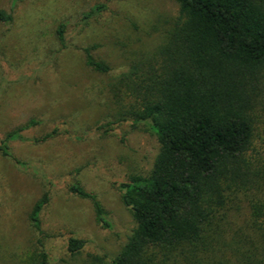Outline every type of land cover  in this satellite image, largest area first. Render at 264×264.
Here are the masks:
<instances>
[{"label": "trees", "instance_id": "trees-1", "mask_svg": "<svg viewBox=\"0 0 264 264\" xmlns=\"http://www.w3.org/2000/svg\"><path fill=\"white\" fill-rule=\"evenodd\" d=\"M174 1L180 15L165 43L122 75L115 92L116 123L148 124L160 146L149 175L120 184L136 227L116 256L90 264H264V0ZM12 20L0 10L1 22ZM84 51L88 67L110 71ZM35 124L0 139L2 155L24 165L10 144ZM69 189L109 227L96 194L79 183ZM49 199L30 214L40 251L32 264H49L41 219ZM85 248L83 239H66L73 256Z\"/></svg>", "mask_w": 264, "mask_h": 264}, {"label": "rangeland", "instance_id": "rangeland-1", "mask_svg": "<svg viewBox=\"0 0 264 264\" xmlns=\"http://www.w3.org/2000/svg\"><path fill=\"white\" fill-rule=\"evenodd\" d=\"M96 5L104 7L86 19ZM0 10L13 17L10 23L0 21V139L36 122L23 132L25 141L10 144L24 165L0 151V264L38 259L39 236L30 214L47 193L41 219L49 264L114 257L136 227L120 184L149 175L160 149L148 124L116 123L121 106L116 87L133 65L165 43L179 5L174 0H22L16 5L0 0ZM86 48L109 66L108 73L87 66ZM73 183L97 195L109 227L98 221L90 200L70 192ZM69 237L85 240V250L67 252Z\"/></svg>", "mask_w": 264, "mask_h": 264}]
</instances>
